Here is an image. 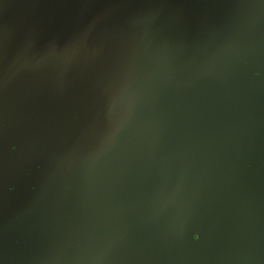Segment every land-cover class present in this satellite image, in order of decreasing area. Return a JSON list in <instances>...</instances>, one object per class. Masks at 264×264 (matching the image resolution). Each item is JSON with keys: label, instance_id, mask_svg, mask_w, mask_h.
<instances>
[{"label": "water", "instance_id": "95a60500", "mask_svg": "<svg viewBox=\"0 0 264 264\" xmlns=\"http://www.w3.org/2000/svg\"><path fill=\"white\" fill-rule=\"evenodd\" d=\"M0 125V264H264V0H0Z\"/></svg>", "mask_w": 264, "mask_h": 264}, {"label": "snow or ice", "instance_id": "6c2138e0", "mask_svg": "<svg viewBox=\"0 0 264 264\" xmlns=\"http://www.w3.org/2000/svg\"><path fill=\"white\" fill-rule=\"evenodd\" d=\"M245 63H246V61H245ZM255 75H256L257 78H260V76H261V74H260L259 72L255 73ZM0 126H2V125H0ZM65 189H66L67 191H69V192L76 191L75 187H74L71 183H67V184L65 185ZM194 237H195V239H194ZM198 238H199L198 234H196V235H192V236H191V239H192L193 241L198 240Z\"/></svg>", "mask_w": 264, "mask_h": 264}, {"label": "clouds", "instance_id": "9594fccd", "mask_svg": "<svg viewBox=\"0 0 264 264\" xmlns=\"http://www.w3.org/2000/svg\"><path fill=\"white\" fill-rule=\"evenodd\" d=\"M97 170H99V169H97ZM97 231L99 232V229H97ZM194 239H195V237H194Z\"/></svg>", "mask_w": 264, "mask_h": 264}]
</instances>
